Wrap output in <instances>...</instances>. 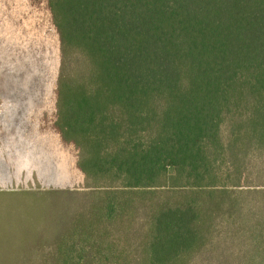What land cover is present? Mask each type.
<instances>
[{
	"label": "trees",
	"instance_id": "1",
	"mask_svg": "<svg viewBox=\"0 0 264 264\" xmlns=\"http://www.w3.org/2000/svg\"><path fill=\"white\" fill-rule=\"evenodd\" d=\"M48 6L54 127L77 151L101 235L115 225L124 239L95 259L264 264V0Z\"/></svg>",
	"mask_w": 264,
	"mask_h": 264
},
{
	"label": "rangeland",
	"instance_id": "2",
	"mask_svg": "<svg viewBox=\"0 0 264 264\" xmlns=\"http://www.w3.org/2000/svg\"><path fill=\"white\" fill-rule=\"evenodd\" d=\"M60 61L48 0H0V264H63L81 253L79 264H104L98 244L124 240L115 225L101 235L77 151L54 127ZM24 145L32 157L15 153Z\"/></svg>",
	"mask_w": 264,
	"mask_h": 264
},
{
	"label": "crops",
	"instance_id": "3",
	"mask_svg": "<svg viewBox=\"0 0 264 264\" xmlns=\"http://www.w3.org/2000/svg\"><path fill=\"white\" fill-rule=\"evenodd\" d=\"M5 139L9 140V142H10L11 140H13V142H14L15 144H17V143L19 142V140H20V138L15 137V136L8 137V138H5ZM21 139H24V138H21ZM23 141H24V140H23ZM14 150H15V153L20 152V154L22 155V157H21V156H19V157H21V158L32 157V156H33V155H32V152H30V150H26L25 145H24L23 147H21V148H17V147H16ZM9 158H10V156H9ZM0 229H1V227H0Z\"/></svg>",
	"mask_w": 264,
	"mask_h": 264
}]
</instances>
